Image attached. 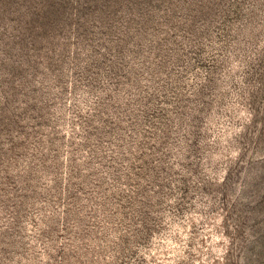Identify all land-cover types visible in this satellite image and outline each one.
<instances>
[{
    "label": "rangeland",
    "instance_id": "rangeland-1",
    "mask_svg": "<svg viewBox=\"0 0 264 264\" xmlns=\"http://www.w3.org/2000/svg\"><path fill=\"white\" fill-rule=\"evenodd\" d=\"M0 264H264V0H0Z\"/></svg>",
    "mask_w": 264,
    "mask_h": 264
}]
</instances>
